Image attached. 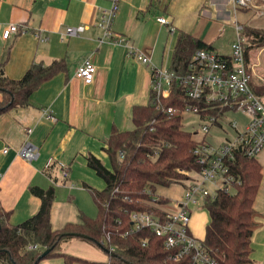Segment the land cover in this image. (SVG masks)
<instances>
[{
	"label": "crops",
	"instance_id": "crops-1",
	"mask_svg": "<svg viewBox=\"0 0 264 264\" xmlns=\"http://www.w3.org/2000/svg\"><path fill=\"white\" fill-rule=\"evenodd\" d=\"M110 7V0H0V64L4 63L8 77H23L35 63L48 65L62 58L66 62V70L43 82L33 93L29 106L12 108L0 116V203L12 212L13 224L25 221L40 210L41 198L31 192L32 186L55 188L51 215L54 229L79 223L81 212L96 217L98 208L86 186L102 190L106 183L103 180L105 185L96 188L84 178L73 180L74 167L92 169L87 163L90 153L103 162V157L108 156L104 147L113 128L133 127L134 106L147 105L150 100V67L171 66L180 30L212 44L214 50L223 54L230 53L237 36L235 26L226 22L232 0H120L113 30L126 36L151 59L147 65L130 56L125 44L108 39L101 42L104 31L98 22ZM239 11L242 18L248 17L245 22L262 28L258 26L264 16L262 2L248 7V12ZM237 15L236 20L242 23ZM162 16L169 23L162 24L158 20ZM12 23L19 26V31L5 39L3 31ZM80 25L85 31L79 36L66 34L68 27ZM36 31L47 40L38 39L34 35ZM222 40L229 44L228 52L220 50ZM262 46L251 49L248 55V62L256 73L261 66L257 56ZM86 58L97 67L92 83L75 77L77 67ZM253 81L264 84V77L259 81L254 74ZM46 111L56 121L47 117ZM27 129H31V133ZM26 140L38 148L39 155L33 161L18 155ZM50 161L51 168L47 169ZM200 210L208 211L194 208L191 229L198 238L203 235L200 239H204L210 214L208 212L207 217ZM200 217L205 220L203 224ZM257 218L258 212L251 261L246 264H264V244H259L255 234ZM75 240L81 239L62 242V251L68 252ZM97 248L105 252L100 261H107L109 253ZM39 264L65 262L63 258H45Z\"/></svg>",
	"mask_w": 264,
	"mask_h": 264
},
{
	"label": "trees",
	"instance_id": "trees-1",
	"mask_svg": "<svg viewBox=\"0 0 264 264\" xmlns=\"http://www.w3.org/2000/svg\"><path fill=\"white\" fill-rule=\"evenodd\" d=\"M239 10L248 11V7ZM243 25L248 61L250 50L264 44V29L252 27L247 22ZM199 49L214 50L212 44L180 30L171 69L185 71ZM63 70H66L63 58L48 65L39 62L33 64L23 77L12 79L7 76L4 63L0 64V116L12 108L29 106L40 85ZM252 86L264 99V84L252 81ZM153 96L151 92L147 105L134 106L132 128H113L104 147L110 168L96 155L90 153L87 156L88 166L106 183L102 190L86 186L98 208L96 217L81 212L79 223L54 229L51 220L56 198L54 187H31V192L41 198L40 210L18 224L11 222L12 212L0 203V264H39L41 260L53 257L63 258L65 264L186 263L174 260L163 240L150 229L132 230L133 211L148 210L161 216L166 213L162 206L170 200L161 197L156 203L152 202V195L146 192L148 188L155 193L158 186L169 187L183 182L187 178L183 170L197 166L193 154L196 141L193 133L184 128L183 115L179 111L185 104L194 102L186 98L178 86L173 87L170 97L162 99L163 107L152 104ZM169 107L178 111L168 113ZM237 166L243 183L235 193L221 191L216 197L204 198L210 222L203 244L222 264H246L251 261L253 252L255 202L263 181V166L257 158L245 157L238 159ZM72 238H81L103 248L109 253L108 260L90 261L62 251V242ZM31 244L38 248L30 249ZM46 249L50 251L42 257Z\"/></svg>",
	"mask_w": 264,
	"mask_h": 264
},
{
	"label": "built area",
	"instance_id": "built-area-1",
	"mask_svg": "<svg viewBox=\"0 0 264 264\" xmlns=\"http://www.w3.org/2000/svg\"><path fill=\"white\" fill-rule=\"evenodd\" d=\"M111 7L105 11L98 25L103 29L101 42L108 39L116 44H125L130 56L149 65L151 59L140 49L130 43L129 39L114 32L113 22L119 10L120 0H110ZM264 0H232L235 14L242 7L257 6ZM162 24L169 21L166 17H159ZM26 30V28H25ZM19 31V26L10 24L3 31V37L8 39ZM85 27L71 26L67 28L68 36H79ZM236 38L231 44L228 54L213 49H199L193 55L185 71H176L171 67L151 66V92L154 93L152 104L157 108L162 105V99L172 94L174 86H178L186 98L192 100L179 111L183 115L191 112L200 117L202 138L195 139L193 149L197 166L191 170H183L187 178L177 185L183 189L180 198L166 197L151 188L146 190L152 195V202L156 203L161 197L170 201L162 206L165 215H156L148 210H135L131 213L132 230L150 229L163 240L164 247L171 253L174 260L185 261V264H222L203 244L191 229L193 210L204 206V198L216 197L219 192L233 194L242 185L243 179L237 171V162L240 157L255 159L264 150V99L260 97L252 86L255 72L246 58V37L244 25L236 20ZM34 35L41 40L39 31ZM97 67L91 59L86 58L77 67L75 77L92 83L96 77ZM241 111L249 115V119L242 128L236 121L230 123L235 129L236 136L219 145H213L206 135L211 127H221L222 119L227 111ZM178 111L174 107L167 109L168 113ZM47 117L56 121V118L46 111ZM31 133V129H27ZM193 133V132H192ZM8 152V148L4 150ZM18 155L27 161H33L39 155L38 148L26 140L18 150ZM51 161L46 168H51ZM66 174V173H65ZM170 187V186H169ZM128 198V197H126ZM176 204V210L166 209L170 203ZM145 244V242H143ZM30 249L38 248L31 244ZM113 250V248H111Z\"/></svg>",
	"mask_w": 264,
	"mask_h": 264
},
{
	"label": "rangeland",
	"instance_id": "rangeland-1",
	"mask_svg": "<svg viewBox=\"0 0 264 264\" xmlns=\"http://www.w3.org/2000/svg\"><path fill=\"white\" fill-rule=\"evenodd\" d=\"M248 12V11H247ZM238 18H242V12H238ZM248 21L247 19L242 18V23ZM226 22L232 24L235 26L236 23V16L231 8L230 11V17L229 20H226ZM248 23V22H247ZM258 26L262 27L264 29V16L259 20ZM220 50L224 52H228L229 44L226 43L225 41L220 43ZM259 54L257 56V61L258 63L261 64V66L258 69V72L256 73L257 79L260 81L264 77V46L260 47L258 49ZM255 71V70H254ZM257 81V83H259ZM224 118L222 119V128L221 127H211L210 132L206 135V138L213 144V145H219L221 143L226 142L228 139H233L236 136V131L233 129L230 125L231 122L236 121L239 125V128H242L244 123L249 119V115L243 114L241 111H227V113L223 116ZM201 119L198 115L193 114L191 112H186L184 113V118H183V123H184V128L188 131L193 132L194 139H199L202 138L203 132L200 129V123ZM131 127V125H129ZM258 161L261 163L263 166V181L261 184V188L259 190V193L257 195V200H256V210L258 212V218H257V226H256V237L259 239V244H264V222H261L262 218L264 219V150L259 154L257 157ZM103 162L106 164L107 167H111L110 159L108 156L103 157ZM62 169V168H61ZM73 180H76L77 178H84L83 180H86L89 184L96 188H102L105 183L102 178H100L92 169L86 167H74L73 171ZM158 192L166 197L170 198H180L181 194L183 192V189L181 187H178L177 185H171L170 187H159ZM200 208H203L202 206H198ZM166 209H175L176 204L170 203L169 205H166ZM205 212L207 217H208V211H203ZM199 221L201 222L200 224H203L205 221L204 219L199 218ZM256 221V220H255ZM204 226V225H203ZM204 228V227H203ZM200 238H203V235H199ZM81 239V238H80ZM83 239L81 240H75L73 243L69 246V251L68 253L79 256V257H84L88 260L91 261H100L103 258V250H100L95 246V244L89 242L90 244H85L87 242H82ZM92 244V245H91ZM91 245V246H90ZM94 247V248H93ZM253 247V246H252ZM98 251H97V250ZM53 258H61V257H53ZM50 259V258H48ZM75 264H89L85 262H77Z\"/></svg>",
	"mask_w": 264,
	"mask_h": 264
},
{
	"label": "water",
	"instance_id": "water-1",
	"mask_svg": "<svg viewBox=\"0 0 264 264\" xmlns=\"http://www.w3.org/2000/svg\"><path fill=\"white\" fill-rule=\"evenodd\" d=\"M50 251V249H46L42 255V257H45V255Z\"/></svg>",
	"mask_w": 264,
	"mask_h": 264
}]
</instances>
